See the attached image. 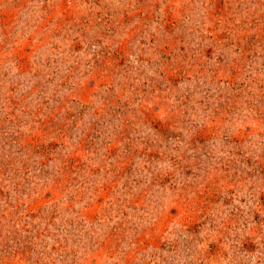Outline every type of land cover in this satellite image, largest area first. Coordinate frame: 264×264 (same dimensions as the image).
Segmentation results:
<instances>
[{
  "label": "rangeland",
  "instance_id": "rangeland-1",
  "mask_svg": "<svg viewBox=\"0 0 264 264\" xmlns=\"http://www.w3.org/2000/svg\"><path fill=\"white\" fill-rule=\"evenodd\" d=\"M0 264H264V0H0Z\"/></svg>",
  "mask_w": 264,
  "mask_h": 264
}]
</instances>
